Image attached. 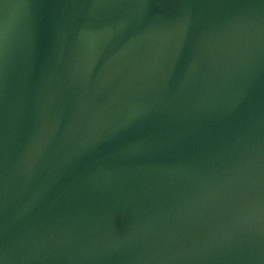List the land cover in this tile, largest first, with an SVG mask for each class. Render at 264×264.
<instances>
[{
    "label": "water",
    "instance_id": "95a60500",
    "mask_svg": "<svg viewBox=\"0 0 264 264\" xmlns=\"http://www.w3.org/2000/svg\"><path fill=\"white\" fill-rule=\"evenodd\" d=\"M0 264H264V0H0Z\"/></svg>",
    "mask_w": 264,
    "mask_h": 264
}]
</instances>
